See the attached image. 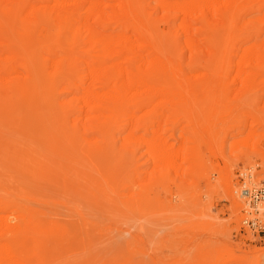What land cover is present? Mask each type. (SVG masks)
<instances>
[{"label":"rangeland","instance_id":"obj_1","mask_svg":"<svg viewBox=\"0 0 264 264\" xmlns=\"http://www.w3.org/2000/svg\"><path fill=\"white\" fill-rule=\"evenodd\" d=\"M263 20L264 0L240 2L227 21L210 18L196 53L180 37L181 66L189 72L195 58L209 81L128 145L117 127L105 147L85 140L61 103L72 97L65 83L40 80L28 109L0 106V221L24 229L27 264H264V197L254 207L242 195L264 190ZM82 35L66 47L84 48Z\"/></svg>","mask_w":264,"mask_h":264},{"label":"bare ground","instance_id":"obj_2","mask_svg":"<svg viewBox=\"0 0 264 264\" xmlns=\"http://www.w3.org/2000/svg\"><path fill=\"white\" fill-rule=\"evenodd\" d=\"M252 1L155 0L150 7L149 0H0V106L25 108L35 96L40 80L47 79L51 87L65 83L64 88L72 97L61 103H65L73 118L70 124L75 123L76 131L85 133L88 138L84 135L85 140H95L105 147L111 130L117 127L128 130L127 144L151 117L162 114L157 113L159 109L177 110L184 94L209 81L212 70L199 69L195 58L189 72L181 66L180 37L184 38L185 47L196 53L199 37L210 18L227 21L240 2ZM157 11L162 13L159 20L153 14ZM176 21L180 22L171 30L170 24ZM159 24L164 25L163 30ZM70 33L75 38H80L81 33L85 35L87 41L85 38L82 39L85 42L81 41L86 43L85 49L78 48L79 45L66 47ZM32 36L45 42L44 57L42 53L39 58L32 49L35 46L30 45ZM260 67L246 71L247 76L256 77L262 72ZM61 107L62 110L64 106ZM70 135L72 139L77 136ZM159 140L158 144L156 140L152 143L159 146ZM164 143H160L161 147ZM163 149H158L161 158L168 156L167 149ZM258 190L242 191L254 207L260 200H254L252 195ZM5 221H0V264H27L29 258L20 241L24 229L18 223L8 225Z\"/></svg>","mask_w":264,"mask_h":264},{"label":"built area","instance_id":"obj_3","mask_svg":"<svg viewBox=\"0 0 264 264\" xmlns=\"http://www.w3.org/2000/svg\"><path fill=\"white\" fill-rule=\"evenodd\" d=\"M264 197V190H258L257 194L252 195V198L256 201L258 200H262V198Z\"/></svg>","mask_w":264,"mask_h":264}]
</instances>
